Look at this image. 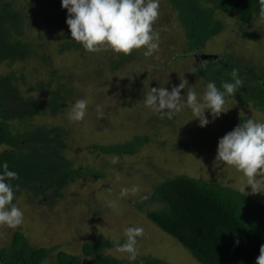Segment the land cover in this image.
Instances as JSON below:
<instances>
[{"label": "trees", "instance_id": "trees-1", "mask_svg": "<svg viewBox=\"0 0 264 264\" xmlns=\"http://www.w3.org/2000/svg\"><path fill=\"white\" fill-rule=\"evenodd\" d=\"M37 1L23 0L21 3L19 0H0V65H9L10 68L9 72L0 73V172L6 162L8 169L16 172L19 177L10 181L15 192L25 190L31 199L53 203L56 198L63 196V189L72 179L82 175L101 178L103 173L91 167L78 166L69 156L68 145L71 143L67 124L57 122L38 125L31 121L40 115H61L67 106V100L74 94V79H83L82 73L78 72L79 65L53 67L52 57L45 49H51L53 43L61 40L57 46L59 51L90 53L81 43L71 38L65 22L68 16L66 9L56 11L58 16L56 15L55 22L47 21L50 23L47 30L36 28L32 17H35L37 23L40 14L35 13L34 9L42 6L38 5L41 4L40 0L36 4ZM166 1L167 16L164 26L172 24L175 28L174 25L179 24L182 42L175 45L166 56L160 54L166 53L170 46H158L152 56L144 55L146 46L134 49L130 55L117 54L111 50L102 51L105 61L99 62V57L96 61L92 59V63L99 62L98 66L106 70H95V73L105 76L103 82L108 93L114 91L113 87L118 92L117 96L127 98L131 93L134 99V92H137L144 102L149 88L164 87L171 91L170 87L178 86L180 79L186 78L190 82L188 86L198 97H202L208 82H214L223 91V83L234 82L231 71L237 69L243 84L234 96L226 95L225 99H240L264 106V43L260 42L264 31H252L249 28L255 21L264 22V17L260 15L264 0ZM56 2H60L61 7V1ZM227 19L234 21L237 32L244 40L259 43L255 47L246 48L233 44L226 51L210 53L212 56L204 58L203 55H208L205 50L207 43L223 28H228L225 21ZM59 26L62 27L61 33L55 29ZM165 29L166 26L163 30ZM90 54L93 58L98 53ZM156 55H160L162 64L156 61ZM192 60L193 64L190 62ZM203 61L207 63L200 69ZM19 62H27V66L32 67V74H26L23 70L12 71V66ZM182 64L185 74L189 76L180 78L178 83L173 82L175 78L164 82L163 71ZM123 67L126 69L122 70ZM160 67H163L162 70ZM194 68L197 71L192 73ZM170 69L171 74L183 70ZM117 74H122V79ZM113 75H116L117 83L112 80ZM188 90H181L185 99ZM152 111L154 113L151 116L155 121L164 123L170 133L177 130L178 126L181 128L186 123L184 120L194 118L186 105L171 119L161 116L153 109ZM245 121L247 117L232 119L235 127ZM213 125L215 128L208 127L206 132L220 130L214 123ZM226 125L227 123L222 127L223 130ZM189 137L185 135L179 138L178 145L184 144ZM150 138L151 135L145 133V136L134 135L130 141L93 143L91 146L93 151L101 154H133ZM132 203L140 209L149 203H159L158 208L146 210L147 218L176 239L200 264H255L260 246L264 245V203L229 186L207 182L187 174L173 175L163 178L153 186L151 193ZM116 244L117 242L101 234L84 241L81 247V253L86 259L84 264L162 262L150 255L137 256L136 261H130L105 253V250ZM54 250L53 247L32 246L26 234L15 230L8 245L0 250V262L44 264ZM54 261L55 264H78L80 257L60 250L55 252Z\"/></svg>", "mask_w": 264, "mask_h": 264}, {"label": "rangeland", "instance_id": "rangeland-1", "mask_svg": "<svg viewBox=\"0 0 264 264\" xmlns=\"http://www.w3.org/2000/svg\"><path fill=\"white\" fill-rule=\"evenodd\" d=\"M19 1L22 3L23 0ZM40 2L41 4L38 5L42 6L34 9L35 13L40 14L39 19L35 23V17H32V22L36 28L42 30L50 25L47 23L48 20L51 23L55 22L56 15L58 16L56 11L61 7L60 2L57 3L56 0H40ZM165 6L167 1L160 0L159 17L152 25L153 31L159 33L158 46H170L166 53L160 54L161 56L168 55L169 51L172 52L174 46L183 39L177 23L174 25L175 28L171 24L165 25L166 29L163 30L167 16ZM225 21L228 28L226 30L223 28L207 43L205 50L208 54L226 51L233 44L246 48L255 47V44L259 43L255 40H244L237 32L234 21L232 19ZM249 28L252 31L255 29L264 31V22L255 21ZM55 29L60 33L62 31L60 26ZM260 42L264 43V36ZM59 43L61 40L53 43L51 49H45V52L52 57L53 67L59 65L66 68L74 64L79 65L78 72L82 73L83 79L77 77L74 79V94L67 100V106L61 115L57 114L54 117L40 115L32 118L31 121L38 125L57 122L67 124L71 143L68 145L69 156L78 166L101 170L103 177L92 178L82 175L72 179L63 189V196L56 198L53 203H48V200L40 202L39 199H31L25 190L15 192L13 204L22 211L23 223L14 229L0 227V250L8 245L15 230H21L32 246L55 249L44 264H55V252L60 250L78 255L80 257L78 264H84L86 259L81 253L84 241L92 240L94 235L101 234L123 244L126 242L125 230L128 227H142L144 234L137 237L138 256L157 257L162 261L160 264H200L176 239L147 218L146 210L158 208L159 203H149L140 209L134 206L132 201H137L151 193L153 186L165 177L187 174L190 177L216 182L245 192V195L264 203V193L252 194L251 188L245 187L248 178L243 172L235 166L215 161L218 140L235 128L232 119L247 117V120L264 123V106L253 105L240 99L226 100L227 111L215 118L214 122L208 110L205 116L211 122L206 126L198 127V119H186L184 120L186 123L181 128L178 126L177 130L170 133L164 123L155 121L151 116L154 112L151 108L146 109L143 99L137 92H134L136 94L134 99L131 93L127 98L117 96L118 92L113 87L114 91L108 93L103 82L105 76L95 73V70L106 71L98 66L99 62L102 63L106 59L103 53L95 54L92 58L90 53L59 51L57 47ZM160 55L155 56L159 63H161ZM99 57L100 61L97 64L92 63V59L96 61ZM190 62L193 64V60ZM8 66L0 65V73H5ZM12 67V71L23 70L26 74H32V67L27 66V62H19ZM126 67L129 68L127 65ZM170 68L183 70L171 74ZM163 72L164 82L175 78L173 82L178 83L180 78L189 76L185 74L183 64L178 67H168L167 71ZM121 75L117 74V77L122 79ZM112 80L117 83L116 75H113ZM186 80L189 82L188 79ZM120 87L122 89V86ZM124 90L126 91V87ZM78 99L88 101L87 114L83 120L72 122L68 118V112ZM97 105L103 109L102 119L97 118ZM225 116L227 125L223 130L222 127L226 124ZM213 123L220 130L206 132V128L214 127ZM145 133L151 135L150 140L143 142L133 154H101L93 151L91 146L93 143L111 144L130 141L134 135L145 136ZM185 135L190 137L184 144L178 145L179 138ZM113 157H118L119 162L113 164ZM133 187H137L138 191L132 192ZM121 188H128L130 191L122 197ZM105 253L120 259H129L128 254L117 251L116 246L105 250Z\"/></svg>", "mask_w": 264, "mask_h": 264}, {"label": "clouds", "instance_id": "clouds-1", "mask_svg": "<svg viewBox=\"0 0 264 264\" xmlns=\"http://www.w3.org/2000/svg\"><path fill=\"white\" fill-rule=\"evenodd\" d=\"M160 0H61V8L66 9V24L71 38L81 43L90 53L111 50L117 54L130 55L134 49L146 46L145 56H152L158 50L159 34L153 31V23L159 17ZM264 17V7L260 11ZM204 56V55H203ZM201 62L200 69L206 65ZM197 71L196 68L192 73ZM234 82L223 83L221 91L214 82L206 84L202 97L188 86L186 79H180L178 86L171 91L164 87L149 88L144 96L146 107L153 109L161 116L171 119L182 111L185 105L191 110L199 126L204 127L211 121L205 116L210 110L213 119L225 113L226 95L234 96L243 84L238 70L232 69ZM188 88L185 95L181 90ZM88 101L78 99L68 112L72 122L83 120L87 114ZM229 110V109H228ZM97 118L104 116L103 109L97 105ZM215 161L235 166L248 178L247 185L252 194L264 193V123L248 119L233 128L218 140ZM119 162L113 157L112 163ZM0 172V227L16 228L23 223L22 211L13 204L15 189L10 183L19 179L18 174L8 169L5 162ZM19 187L18 185L16 186ZM245 190V188H244ZM130 189L121 188V196ZM138 191L137 187L131 189ZM245 194V192H244ZM144 234L142 227H128L125 230L126 242L116 244V250L128 254L130 261L138 256L137 237ZM255 264H264V245L260 246Z\"/></svg>", "mask_w": 264, "mask_h": 264}, {"label": "water", "instance_id": "water-1", "mask_svg": "<svg viewBox=\"0 0 264 264\" xmlns=\"http://www.w3.org/2000/svg\"><path fill=\"white\" fill-rule=\"evenodd\" d=\"M210 56H212V55L211 54H208V55H204L203 57L205 58V57H210Z\"/></svg>", "mask_w": 264, "mask_h": 264}, {"label": "flooded vegetation", "instance_id": "flooded-vegetation-1", "mask_svg": "<svg viewBox=\"0 0 264 264\" xmlns=\"http://www.w3.org/2000/svg\"><path fill=\"white\" fill-rule=\"evenodd\" d=\"M9 71H10V68H7L6 71H5V73H7V72H9Z\"/></svg>", "mask_w": 264, "mask_h": 264}]
</instances>
